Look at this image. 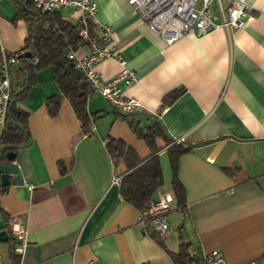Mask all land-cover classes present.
Masks as SVG:
<instances>
[{
	"label": "crops",
	"instance_id": "obj_1",
	"mask_svg": "<svg viewBox=\"0 0 264 264\" xmlns=\"http://www.w3.org/2000/svg\"><path fill=\"white\" fill-rule=\"evenodd\" d=\"M93 1L95 17L111 27L121 57L105 58L94 70L105 80L131 70L134 79L122 90L140 104L130 113L133 124L145 130L158 123L166 138L183 137L181 145L189 148L176 169L183 205L172 188L165 138L154 137L152 149L95 93L87 100L88 112L96 114L88 135L67 99L50 115L46 101L60 90L45 66L17 101L29 112L28 142L0 157V176L8 180L0 185V232L9 235L8 218L22 219L23 264H175L170 254L182 238L197 258L216 249L227 264H264V0H243L252 9L237 28L186 34L170 44L127 0ZM58 12L67 21L80 20L71 8ZM27 36L0 11V49L18 52ZM88 52L86 44L75 54ZM13 78L14 68L12 89ZM170 93L176 97L164 101ZM106 139L131 150L129 163L157 155L158 188L175 196L167 214L172 231L164 238L145 234L139 211L122 198L126 161L110 155Z\"/></svg>",
	"mask_w": 264,
	"mask_h": 264
},
{
	"label": "built area",
	"instance_id": "obj_2",
	"mask_svg": "<svg viewBox=\"0 0 264 264\" xmlns=\"http://www.w3.org/2000/svg\"><path fill=\"white\" fill-rule=\"evenodd\" d=\"M29 2L40 13H51L71 8L79 11L80 20L89 21L97 31L89 36L86 28L79 31V36L88 41L89 52L83 56H76L71 51L68 57L74 61L75 67L88 80L92 92L104 98L115 110L123 114H130L140 110L139 102L127 96L122 86L134 79L133 72L122 68L110 79H102L94 70L95 65L109 57L121 60L114 51V38L110 26L101 23L96 17V4L93 0H23ZM127 0L142 21L166 44H170L186 34L199 37L217 28L234 29L239 27L251 6L243 0ZM18 64L17 52H5L0 49V131L5 124L10 102L12 101V86L10 70ZM174 143L184 142L183 137L172 138ZM108 140H104L106 144ZM120 178L113 176L112 182L118 184ZM155 197L150 199L147 206L139 211V224L145 234H154L164 238L172 228L167 214L175 196L172 192L157 189ZM7 231L13 241V252L19 255L26 245L27 229L19 217L7 219ZM199 264H227L219 250L204 252L199 258ZM0 264H5L0 253ZM248 264H254L250 262Z\"/></svg>",
	"mask_w": 264,
	"mask_h": 264
},
{
	"label": "trees",
	"instance_id": "obj_3",
	"mask_svg": "<svg viewBox=\"0 0 264 264\" xmlns=\"http://www.w3.org/2000/svg\"><path fill=\"white\" fill-rule=\"evenodd\" d=\"M17 1L25 9V15H34L36 22L29 28L24 47L17 52L18 64L14 67L15 83L12 89V101L5 124L0 131V157L4 153L13 155V150L28 142L29 112L18 106L17 101L34 83L35 73L45 66L51 67L53 78L60 90L59 94L48 97L46 101L48 113L52 116L56 115L61 99H67L79 120L82 131L87 135L90 134L93 119L96 118L95 113L90 114L87 110V100L93 93L90 84L84 74L75 67L74 61L68 57L69 52L88 44L87 40L79 36L81 29L86 28L89 36L95 35L92 23L82 20L67 21L58 11L40 13L29 2ZM175 97L176 94L170 93L164 97V101ZM132 117L133 114L118 113V118L127 121L135 134L152 149H154V137L156 136H163L168 142L172 188L178 205L182 206L184 193L176 177V169L179 156L187 152L189 148L181 143L172 142L173 139L166 138L158 123L146 127L145 130L137 128L133 124ZM122 145V142L113 140L106 143L112 157H123L126 161L127 172L120 181V194L127 203L140 211L147 206L155 190L162 185L161 167L157 155L141 163L138 161L129 163L126 155L131 153V150L124 149ZM150 234L154 238L161 239ZM6 241H10L9 235ZM189 246L190 244L182 238L178 251L170 254L175 264H199L198 258L189 250ZM12 247L13 244L9 245L4 258L5 264L19 263V255L13 252Z\"/></svg>",
	"mask_w": 264,
	"mask_h": 264
},
{
	"label": "rangeland",
	"instance_id": "obj_4",
	"mask_svg": "<svg viewBox=\"0 0 264 264\" xmlns=\"http://www.w3.org/2000/svg\"><path fill=\"white\" fill-rule=\"evenodd\" d=\"M1 14L10 23L15 31L23 28L29 33V28L34 24V15H25V9L17 0H3L0 3ZM9 248V242H0V253L5 258Z\"/></svg>",
	"mask_w": 264,
	"mask_h": 264
},
{
	"label": "water",
	"instance_id": "obj_5",
	"mask_svg": "<svg viewBox=\"0 0 264 264\" xmlns=\"http://www.w3.org/2000/svg\"><path fill=\"white\" fill-rule=\"evenodd\" d=\"M8 183L6 174H2L0 176V185L4 186ZM0 240L5 241L7 240V235L4 231L0 232Z\"/></svg>",
	"mask_w": 264,
	"mask_h": 264
}]
</instances>
